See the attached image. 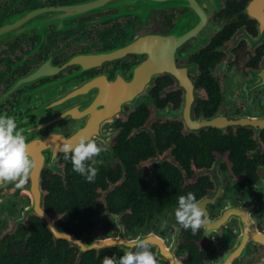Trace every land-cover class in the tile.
Here are the masks:
<instances>
[{
	"label": "flooded vegetation",
	"instance_id": "1",
	"mask_svg": "<svg viewBox=\"0 0 264 264\" xmlns=\"http://www.w3.org/2000/svg\"><path fill=\"white\" fill-rule=\"evenodd\" d=\"M136 69L147 94L89 136L105 148L94 182H104L102 239L118 238V217L128 241L163 244L159 257L151 246L159 264H217L236 249L233 264H264V0H0V115L14 116L30 145L54 152L58 138L83 134L80 110L99 92L83 94V83L117 73L131 82ZM55 165L42 171V205L46 177V187L68 186L77 174L63 154ZM6 185L0 198L30 200ZM124 186L140 207L114 211ZM188 192L209 217L196 235L174 216ZM23 205L11 220L18 235L35 216L22 219Z\"/></svg>",
	"mask_w": 264,
	"mask_h": 264
},
{
	"label": "trees",
	"instance_id": "2",
	"mask_svg": "<svg viewBox=\"0 0 264 264\" xmlns=\"http://www.w3.org/2000/svg\"><path fill=\"white\" fill-rule=\"evenodd\" d=\"M132 117L137 120L139 110ZM138 122L139 119L136 123ZM120 139L121 136L118 141ZM71 176L68 186L59 183L46 187L47 177L45 178L43 205L53 215L61 232H70L77 238H82L93 226L95 217L105 210L106 201L101 200L96 187L104 182L100 179L97 183H88L79 174L72 173ZM127 192L125 186L120 188L119 199L122 202H111L112 210H122L128 205H135L134 210L140 207L138 201H133ZM105 198L109 205L108 200L113 198L110 195ZM21 229L22 233L17 237H6L0 241V264H102L103 257H114L109 249L83 253L77 245L55 239L44 222L36 216L31 217Z\"/></svg>",
	"mask_w": 264,
	"mask_h": 264
},
{
	"label": "water",
	"instance_id": "3",
	"mask_svg": "<svg viewBox=\"0 0 264 264\" xmlns=\"http://www.w3.org/2000/svg\"><path fill=\"white\" fill-rule=\"evenodd\" d=\"M143 72V69H136V71L134 72V78L131 80V82H126L122 78L121 74L117 73L115 81L108 82V77H101L97 80L91 78L90 80L86 81V83H83L81 89L83 94L87 93L88 91L91 92L94 89H99V92L97 94L98 96L96 100L93 103L84 104L83 110H80L83 111V114H81L82 119L79 123L80 128L83 129V134H81V131L77 134L84 135L88 138L91 133H93V135H97L98 133L100 134L104 131L107 123L110 124L117 117H119L122 112L125 111V106L135 108L138 104L139 98L145 96L147 94V89L149 88V86L146 87V83L140 77L143 75ZM153 72L154 70H152L150 74H146V76L149 75L147 76L148 83L153 79V76H151V73ZM98 82L100 86L97 85ZM71 106H73V109L76 110V103L72 101V99L70 107ZM108 137L110 138V136ZM29 151L31 156L38 162V168L30 178L31 183L29 187L22 189L30 197V204L24 207L21 211L22 219L29 214H33L39 217L53 234L55 239L65 240L73 243L77 245L80 251L83 253L93 250L101 251L104 249L112 248L115 251L114 255L118 256V250L120 249H122L124 253L126 251H132L133 248L130 247V245L135 240L128 241L125 236V230L123 232L119 230V235L116 240L101 238L92 241H88L86 238H77L70 232H61L55 224V219L47 210L43 208V187L41 181L42 171L46 167H50L51 169L56 170L55 163L63 153L59 152L58 148H56L53 152L52 147L45 145V142L39 146L30 145ZM48 152L51 153V156H49ZM53 155H55V160H53ZM107 213V211L104 212L102 214V217L106 216ZM114 220L116 221V224L119 225V218L117 217ZM258 242L264 246L263 237H260ZM152 246L157 250V256L159 257V252H162L163 244L155 242L152 243ZM237 258L238 250L236 249L234 253L229 254L225 258L219 259L217 264H233ZM162 259H165L168 264H185L181 261L175 262L170 258Z\"/></svg>",
	"mask_w": 264,
	"mask_h": 264
},
{
	"label": "clouds",
	"instance_id": "4",
	"mask_svg": "<svg viewBox=\"0 0 264 264\" xmlns=\"http://www.w3.org/2000/svg\"><path fill=\"white\" fill-rule=\"evenodd\" d=\"M58 139H62L58 150L63 153L65 160L71 161L72 170L83 176L88 183H94L99 171L95 167V158L105 148L84 135ZM29 149L30 142L16 118L7 114L0 115V184H14L17 189H23L29 183L38 168V162L31 156ZM174 216L176 223L184 230L190 229L193 235L209 224L205 209L192 192L178 197ZM116 227L124 231L120 225ZM152 239L151 236L138 238L130 245L133 251H126L118 260L105 256L102 264H159L156 254L151 250Z\"/></svg>",
	"mask_w": 264,
	"mask_h": 264
},
{
	"label": "rangeland",
	"instance_id": "5",
	"mask_svg": "<svg viewBox=\"0 0 264 264\" xmlns=\"http://www.w3.org/2000/svg\"><path fill=\"white\" fill-rule=\"evenodd\" d=\"M4 197L0 198V213H1V222H0V239L3 238L7 234H13L15 235L17 233L16 227L13 225L12 217L16 215L17 212V205H23V207H26L30 204V200L25 202V195H21L19 199L10 200L11 196L10 194L7 195V193H4ZM22 206L20 208H23ZM21 210L19 211V216L21 213ZM108 217H97L94 219V225L95 227L92 228L91 232L86 234L84 238H86L88 241H92L95 239H101L104 238L102 233H104L106 230V227H104L105 222L108 221ZM16 237L18 236L15 235ZM255 259V258H254Z\"/></svg>",
	"mask_w": 264,
	"mask_h": 264
}]
</instances>
